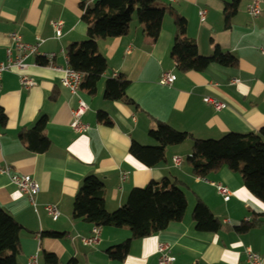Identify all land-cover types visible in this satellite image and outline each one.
Wrapping results in <instances>:
<instances>
[{
	"label": "crops",
	"instance_id": "0c3cea01",
	"mask_svg": "<svg viewBox=\"0 0 264 264\" xmlns=\"http://www.w3.org/2000/svg\"><path fill=\"white\" fill-rule=\"evenodd\" d=\"M84 1L92 0H0V63L7 59L9 48L11 56L16 54L9 35L17 32L29 43L40 36L39 52L54 53V66L65 68L67 46L87 37L81 19ZM229 1L155 2L171 6L185 18V34L196 42L200 54H211L218 46L237 58L234 67L214 62L203 71L179 70L170 53L176 26L167 12L155 40L145 34L137 18L126 34L98 40L108 68L94 93L80 88L77 95L72 94L61 85V71L37 55L24 60L28 64L25 73L35 81L29 89L22 87L17 71L2 72L0 106L7 124L0 128V165L30 173L40 185L30 201L7 175L0 174V207L22 225L16 255L19 263L26 264L35 256L38 264H46V251L58 257V264L72 259L74 264H158L157 244L165 242L175 257L171 264H249V247L264 264V203L245 187L240 172L223 166L208 173L206 180L195 175L186 160L192 152V138L167 146L164 160L152 167L130 153L132 142L157 144L148 134L156 120L202 139L220 138L229 132H257L264 125V1L259 0L261 13L257 17L247 10L249 14L243 11L242 20L238 7L226 26L223 10ZM202 9L206 11L204 19L199 16ZM55 20L62 21L59 37L51 25ZM163 72L174 76L171 84L159 82ZM119 75L129 80L126 94L136 104L104 97L106 80ZM77 96L88 105L82 115L88 128L81 133L70 127ZM205 96L227 106L215 110L203 101ZM99 111L106 112L109 123L97 119ZM42 116L47 118L44 132L50 145L37 153L25 147L19 134L35 126ZM174 156L182 158L180 165L173 163ZM87 175H96L103 182L105 207L110 212L126 202L132 188L168 178L185 193V215L163 230L132 239L122 260L110 258L106 250L131 233L125 226H101L98 243L85 245L79 240L90 236L94 226L72 215L74 196ZM211 182L228 187V201ZM197 201L204 202L225 228L197 230L192 217ZM49 204L59 210L55 220L45 210ZM245 221L254 225L244 232L234 230ZM47 231L60 235L50 237Z\"/></svg>",
	"mask_w": 264,
	"mask_h": 264
},
{
	"label": "trees",
	"instance_id": "16d2710c",
	"mask_svg": "<svg viewBox=\"0 0 264 264\" xmlns=\"http://www.w3.org/2000/svg\"><path fill=\"white\" fill-rule=\"evenodd\" d=\"M155 1L92 0L81 4V19L86 25L87 37L66 48L67 64L82 74L80 88L94 93L98 81L108 68L107 59L99 51L98 40L126 34L134 17L143 25L145 34L155 40L161 32L163 17L167 12L173 15L176 26L170 53L179 70L203 71L214 62L231 67L237 65V58L218 46L211 54H200L196 42L185 34V18L178 15L171 6ZM240 2L231 0L225 4L223 13L226 26L236 14ZM128 85L129 80L124 75L110 77L105 82L104 97L136 104L126 94ZM97 119L110 122L104 111L98 112ZM46 123V116H42L35 126L20 132L19 139L27 149L37 153L47 150L50 140L44 132ZM6 124L7 116L0 106V128ZM148 134L157 144L132 142L130 145V153L143 165L152 167L158 164L164 160L167 146L192 138V152L186 160L195 175L205 178L208 173L226 166L240 172L245 187L264 203V125L257 132H229L220 138L202 139L193 138L187 131L177 130L166 122L156 120ZM186 207L184 191L168 178H163L143 187L132 188L126 202L110 212L105 207L103 182L96 175H87L74 196L72 215L98 227H128L131 236L106 250L110 258L122 260L132 239L149 236L163 230L171 221L181 220ZM192 217L199 231L214 232L225 228L202 201L196 202ZM253 225L245 221L234 226V230L244 232ZM21 229L22 225L0 207V264H21L16 258L20 249ZM46 234L50 237L60 235L55 231H47ZM43 256L46 264L59 262L54 253L44 251ZM74 262L72 259L67 264Z\"/></svg>",
	"mask_w": 264,
	"mask_h": 264
},
{
	"label": "built area",
	"instance_id": "2783aa9c",
	"mask_svg": "<svg viewBox=\"0 0 264 264\" xmlns=\"http://www.w3.org/2000/svg\"><path fill=\"white\" fill-rule=\"evenodd\" d=\"M248 10L253 17H257L261 13L259 0H254L249 5ZM205 15V10L202 9L199 11V16L201 19H204ZM51 25L53 26L55 35L59 37L61 35L62 21H52ZM9 37L11 39L13 48L17 52L14 56H11V49L9 48L7 50V59L4 62L0 63V89L2 72L10 70L17 71L20 76L19 80L22 87L29 89L35 85V81L32 77L28 76V74L25 73V70L28 66V64L24 61L25 58L30 55H37L39 57H43V59H45L49 65L54 66L52 61L54 53L39 52V45L43 41L40 36H36V41L34 43L25 42L22 39L21 35L17 32H11ZM261 53L264 54V47L261 48ZM54 67L61 71V85L67 88L72 94L77 95L82 80L81 72L72 69L68 64L67 66H65V68H59L57 66ZM173 81L174 76L169 72H163L159 80L161 84H171ZM203 101L211 105L215 110H221L227 106L225 102L209 96L203 97ZM87 108L88 105L86 104V102L81 97L77 96V105L72 110V121L70 123V127L77 133H81L88 128V124L82 120V115ZM181 162V157H173V163L176 166L180 165ZM0 174L7 175L10 178L11 182L16 185V187L23 194L27 195L30 201H33L35 195L40 190L39 183L32 177L30 173H18L12 171V167L8 164L0 165ZM211 184H214L217 191L222 195L224 201L229 200L231 191L228 189V187L221 183L211 182ZM45 210L48 215H50L54 220L59 216V210L54 204L46 205ZM79 240H81V242L85 245H93L98 243L99 227L93 226L92 234L88 237H79ZM157 254L158 264H171L175 260V257L171 254V247L168 243L159 242L157 244ZM246 257L249 264H261V257L257 253L253 252L250 247L246 249ZM26 264H38L36 257L31 256Z\"/></svg>",
	"mask_w": 264,
	"mask_h": 264
},
{
	"label": "rangeland",
	"instance_id": "374dc122",
	"mask_svg": "<svg viewBox=\"0 0 264 264\" xmlns=\"http://www.w3.org/2000/svg\"><path fill=\"white\" fill-rule=\"evenodd\" d=\"M163 1H165L166 2V0H163ZM264 1V0H263ZM262 1V2H263ZM230 2V1H229ZM248 2H249V4H248ZM251 2H252V0H241V2H240V6H239V17L242 19L243 18V14H242V12L243 11H245V13H247V14H249L248 13V7H249V5L251 4ZM262 15L264 16V2L262 3ZM135 18V17H134ZM133 18V19H134ZM243 20V19H242Z\"/></svg>",
	"mask_w": 264,
	"mask_h": 264
}]
</instances>
